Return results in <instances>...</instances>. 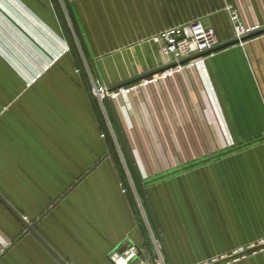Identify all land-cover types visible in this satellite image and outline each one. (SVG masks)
Listing matches in <instances>:
<instances>
[{
	"label": "crops",
	"instance_id": "0c3cea01",
	"mask_svg": "<svg viewBox=\"0 0 264 264\" xmlns=\"http://www.w3.org/2000/svg\"><path fill=\"white\" fill-rule=\"evenodd\" d=\"M60 3L80 61L54 0H0V264H264L232 255L264 240V0ZM195 19L214 51L140 84L173 65L152 37Z\"/></svg>",
	"mask_w": 264,
	"mask_h": 264
},
{
	"label": "built area",
	"instance_id": "2783aa9c",
	"mask_svg": "<svg viewBox=\"0 0 264 264\" xmlns=\"http://www.w3.org/2000/svg\"><path fill=\"white\" fill-rule=\"evenodd\" d=\"M227 9L229 10L230 19L234 27V39L236 41L244 42L247 37L252 36L254 32H256L255 30H259L247 27L242 19L240 11L233 5H229ZM181 32L183 34L182 38H180ZM152 40L161 44L163 53L172 58L171 63L173 65L169 66L154 78L143 79L140 84L144 85L168 78L181 69L182 65L185 63L183 62L184 60H187L185 65H195L204 62L205 56L212 53L220 43L215 29L205 25L202 19H195L187 25L174 27L162 33H158L152 37ZM132 88L133 87L121 86L111 90L100 82H94L92 93L100 101H103L107 97L116 98L121 93H129ZM154 241L155 244H157L155 239ZM261 249H264V240L239 247L233 251L232 255L235 257V255L240 253ZM157 250L161 255L159 245H157ZM138 254L139 248L136 245H129L122 252L113 251L110 257L116 264H130L138 257ZM230 258L231 255H223L200 264H222ZM157 264H164L162 256L161 261H158Z\"/></svg>",
	"mask_w": 264,
	"mask_h": 264
},
{
	"label": "trees",
	"instance_id": "16d2710c",
	"mask_svg": "<svg viewBox=\"0 0 264 264\" xmlns=\"http://www.w3.org/2000/svg\"><path fill=\"white\" fill-rule=\"evenodd\" d=\"M55 2V6L57 7V10L59 11V14L61 16V20L63 22V27H64V30H65V33H66V36L70 42V45H71V49L72 51L75 53V56L77 57V59L80 61V58H79V54H78V51H77V47L74 45V42H73V37H75V35L77 36L76 34V29H75V26L73 25L72 27L67 23L64 15L62 14L61 12V7L58 3L57 0H54ZM107 131V129H106ZM110 138H111V143L113 142V137L111 136L110 134ZM115 148V146H113V149ZM116 151V150H115ZM115 151H113L114 153H116ZM122 167V166H121ZM122 170H123V167H122Z\"/></svg>",
	"mask_w": 264,
	"mask_h": 264
},
{
	"label": "rangeland",
	"instance_id": "374dc122",
	"mask_svg": "<svg viewBox=\"0 0 264 264\" xmlns=\"http://www.w3.org/2000/svg\"><path fill=\"white\" fill-rule=\"evenodd\" d=\"M58 1V3H60V0H57ZM59 5H61V3L59 4ZM63 6H64V3H63ZM60 7H62V5L60 6ZM65 7V6H64ZM61 12H62V14L64 15V17H65V19H66V21H67V23L72 27L73 25H72V21H71V19H70V17H69V15H67V10L66 11H64V9H63V7H62V9H61ZM76 36V35H75ZM73 42H74V45L77 47V51H78V54H79V58L81 59V51H80V49H79V43L77 42V39L75 38V37H73ZM78 43V44H77ZM138 200H140V199H138ZM139 202H141V201H139ZM239 248V247H238ZM237 249V248H236Z\"/></svg>",
	"mask_w": 264,
	"mask_h": 264
},
{
	"label": "water",
	"instance_id": "95a60500",
	"mask_svg": "<svg viewBox=\"0 0 264 264\" xmlns=\"http://www.w3.org/2000/svg\"><path fill=\"white\" fill-rule=\"evenodd\" d=\"M183 37V34H182V32H181V37L180 38H182ZM10 206V205H9ZM12 211L17 215V217H19L23 222H24V224H26L27 226H28V228L33 232V233H36V231L33 229V227L31 226V225H29L28 223H25V219L17 212V211H15V210H13L12 209ZM37 234V233H36ZM38 235V234H37ZM39 236V235H38ZM39 238H40V240L46 245V246H48L50 249H51V247L39 236ZM52 250V249H51ZM53 251V250H52ZM54 252V251H53ZM64 264H67V263H65L64 261H62Z\"/></svg>",
	"mask_w": 264,
	"mask_h": 264
}]
</instances>
